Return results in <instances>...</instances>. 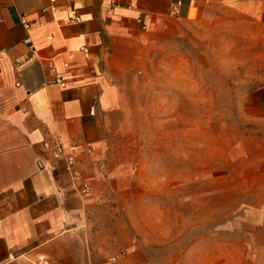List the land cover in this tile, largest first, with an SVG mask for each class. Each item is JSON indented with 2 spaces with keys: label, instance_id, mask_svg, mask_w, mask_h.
Wrapping results in <instances>:
<instances>
[{
  "label": "crops",
  "instance_id": "0c3cea01",
  "mask_svg": "<svg viewBox=\"0 0 264 264\" xmlns=\"http://www.w3.org/2000/svg\"><path fill=\"white\" fill-rule=\"evenodd\" d=\"M213 4L236 14L244 49L264 60V0H0V264H181L179 234L166 241L163 215L149 211L117 77L168 23ZM260 79L243 108L264 159ZM45 142L76 154L89 194ZM213 258L202 264H243Z\"/></svg>",
  "mask_w": 264,
  "mask_h": 264
},
{
  "label": "rangeland",
  "instance_id": "374dc122",
  "mask_svg": "<svg viewBox=\"0 0 264 264\" xmlns=\"http://www.w3.org/2000/svg\"><path fill=\"white\" fill-rule=\"evenodd\" d=\"M226 9L168 23L117 77L141 139L149 211L163 215L166 241L179 234L181 264L264 262V159L243 108L264 60L244 49L245 29Z\"/></svg>",
  "mask_w": 264,
  "mask_h": 264
},
{
  "label": "built area",
  "instance_id": "2783aa9c",
  "mask_svg": "<svg viewBox=\"0 0 264 264\" xmlns=\"http://www.w3.org/2000/svg\"><path fill=\"white\" fill-rule=\"evenodd\" d=\"M53 2L55 0H52ZM74 19H77V17H74ZM23 23L27 28H30L32 26V23L27 21L23 18ZM24 42L29 46L33 47L32 39L31 37L25 38ZM83 52L85 54H88V50L86 47L82 48ZM35 55L32 53L30 59L34 58ZM16 66H21V62L19 60L16 61ZM54 82L56 84H59L62 87L66 86V81L61 76H56L54 79ZM44 148L47 150H50L55 158H62L65 161L66 169L68 170L70 176H71V183H73L75 186L78 187L79 191L83 195L89 194L91 190V186L89 182L84 178L81 170L78 166L77 156L72 150H68L61 144H50L49 142L44 143ZM122 256L121 253L117 254L112 258V260L117 259L118 257ZM40 264H48L47 261H42Z\"/></svg>",
  "mask_w": 264,
  "mask_h": 264
}]
</instances>
